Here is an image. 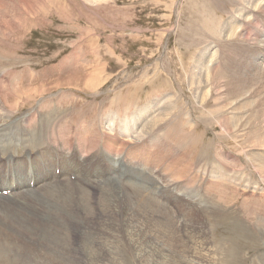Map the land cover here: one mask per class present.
<instances>
[{
  "label": "rangeland",
  "instance_id": "rangeland-1",
  "mask_svg": "<svg viewBox=\"0 0 264 264\" xmlns=\"http://www.w3.org/2000/svg\"><path fill=\"white\" fill-rule=\"evenodd\" d=\"M240 1L0 0V75L5 79L0 80V100L10 104H0L6 110L0 127L30 115L53 131L61 125L71 131L61 137H70V148L56 151L52 174L50 159L35 161L30 153L21 182L17 174L24 171L17 169V158H0L1 184L10 196H28L24 193L32 181L49 187L64 178L87 179L111 158L135 161L136 152L153 153L160 142L176 155H167L159 167L139 157L137 167L144 171L132 173L129 193L109 188L97 195L94 189L88 215L71 211L70 221L56 220L57 228L40 226L26 212L30 208L21 209L16 198L6 195L3 200L9 203L0 201V264H264V117L254 123L248 119L253 124L248 126L237 109L241 118L232 114L233 123L230 110L237 106L246 111L247 101L238 100L233 81L221 76L223 81L218 77L205 86L191 77L200 75L195 66L209 65L214 49L223 59L212 66L218 74L229 58L235 57V70L253 52L264 70L258 55L262 49L253 41L239 40L248 47L236 56L233 47L240 43H226L220 35L219 47L209 50L214 30L221 31L242 7ZM239 28L235 22L233 31ZM194 89H201V106ZM225 97L229 108L219 106L216 115H226L228 128L242 137L225 138L220 125L205 124L211 120L212 100L220 104ZM167 109L166 121L158 119ZM18 136L13 132L0 140V155L9 152ZM255 139L257 149L252 148ZM173 162L181 176L172 179L166 166ZM224 170L231 179L220 184L214 176L221 174L214 172ZM29 174L34 178L27 180ZM14 181L11 191L8 184ZM24 181L28 187L20 192ZM139 200H151V209Z\"/></svg>",
  "mask_w": 264,
  "mask_h": 264
},
{
  "label": "bare ground",
  "instance_id": "bare-ground-1",
  "mask_svg": "<svg viewBox=\"0 0 264 264\" xmlns=\"http://www.w3.org/2000/svg\"><path fill=\"white\" fill-rule=\"evenodd\" d=\"M240 2H242V7H240V8L237 7L238 8L237 9L238 12L235 13L234 15L232 14L233 15L232 17H230L231 15H229L230 18H229V20L227 22L224 23L223 26H221L222 27L221 31L219 32V30L218 31L217 30H214V32H213L214 34L212 35V39H211V41L213 42L212 43L213 46L211 45L209 50L212 51L214 48H216V46L220 42L219 41L220 40L219 38H220V35H221L222 39L224 40V42L226 41V43H228L229 40L231 42H233L232 39H235L236 40L235 43H240L239 45L235 44V46L233 47V50L235 52V55L237 56V54L239 52H241L243 48L248 47L246 44H242V41L244 39L247 42L253 41L256 44H258L259 47H261V49H262L261 50V54H258V55H260L259 60H263L264 59V29H262V25L264 23V20L262 19V17L264 15V9H262V8H264V0H242ZM234 4H237V1L234 2ZM238 5H239V3H238ZM260 6H262V8ZM245 12H247L249 16L246 15ZM257 12H260V17L256 15ZM231 19H234V21L231 22ZM258 19L260 20L259 21V24L258 25H255V24H257ZM235 22L238 23V24H240V28H239L238 32L233 31V29L235 28ZM229 24H231V26H232L233 29L229 28V26H228ZM247 28H254V29H257V30L247 29ZM248 36H250V37H254L255 36L256 40L246 39L245 37H248ZM207 39H208V37H207ZM239 40H242V41H239ZM226 43L224 45H227ZM244 43H246V42H244ZM249 45H250V43H249ZM211 47H213V48H211ZM218 47H219V45H218ZM229 47H230V45H229ZM253 47L255 48V46H253ZM213 52L214 53L211 52V56H210V59H209V65L202 66V67L195 66V70L198 69V71H199L198 73L200 75H197V77H195L196 75L193 76L194 75L193 74L191 76V77H193V80H194V78H196V79L199 80V81H197V84L200 85V83H201V84H203L205 86H208V83L210 81L213 82V81L217 80L218 77H221V76H224L225 79L227 78L229 80H232L233 83L235 84L236 89H237V91H235V94H236V96L238 95V97H239L238 100H241V101L247 100L248 102L247 101L244 102V104H246L245 105L246 111H244L242 109V107H241L240 104L239 105H240L241 108H239L237 106L233 107V109L230 110V113H229L230 117L233 114L232 116H234L236 118L238 117L240 119L241 117L237 116L236 113H235V111L237 109H240L239 110L240 111L239 113L242 114V118L240 119L241 121H243L244 119H247L246 120L247 122L249 120H251L253 122L254 119L256 121H259V119L261 120L264 117V70L262 68H259L260 65L256 62L257 61V58H254V56L256 54L253 52L252 55L250 54L251 55L250 57H248V58L246 57L247 58V61L243 60L239 65L238 64H235V66H236L235 70H234V65H233L234 64V58L235 57L234 58H229L228 61L225 63V67H224L225 70H223L224 72L222 74H218L219 72L217 73L215 70L212 71L211 69L213 68L212 66L215 64V61H218L220 59V54H219L218 49H214ZM220 60H223V59H220ZM263 62H264V60H263ZM238 70H239V72H238ZM204 71H208V75L209 76L206 73L207 77H205L206 75L204 76V78L203 77H200L202 75V72H204ZM210 71H212V72L210 73ZM191 79L192 78H190V80ZM222 79L223 78L221 77V80ZM0 80L2 81V80H5V79L2 78V76L0 75ZM218 80H220V79H218ZM218 80H217V82H218ZM227 82H228V80H227ZM227 82L225 84H227ZM5 83L9 84L8 81H5ZM230 83H231V81H230ZM194 87H196V85ZM203 87L204 86H202V88ZM226 87L227 86H225V88ZM0 89H2V88L0 87ZM230 89H232V88H230ZM233 89H234V87H233ZM200 91H201V89L195 90V94L197 95L198 93H200ZM230 92H232V91H230ZM230 92H229V94H230ZM201 94H202V92H201ZM252 94L255 96V99L252 98V100H251ZM218 96H222V95H218ZM210 97H211V95H210ZM213 97H214V95H213ZM6 98H7V96H6ZM200 98H201V95L198 94L196 96V103L201 106V105H203L202 104L203 100L201 102V99ZM247 98H249V100ZM206 100L204 98V101H206ZM218 100H221V99L219 98ZM208 101H209V99H208ZM212 101L214 102V105L213 106L211 105V110L209 109L210 110L211 120H210V122L208 121L209 123L208 122L206 123V120H204L205 121V124H209L210 126L220 125L223 128V130H222L223 131L222 136L225 137V138H227V137H233V136H241L242 137V135L233 133V130H235V128L233 129V127L231 128V126H230V129L228 128L226 115H224V114H223L224 116H217L216 115L215 110L219 106H221L223 109L229 108V100L225 97V99L223 100V102H221L220 104L218 103V101L216 102L215 99L212 100ZM1 102L6 106V107L4 106L5 108H9L10 107V104H8V101H5L4 102L3 100H0V104H1ZM232 104H233V101H232ZM244 104H242V106ZM202 107H204V106H202ZM48 110H50V109H48ZM205 110H206V107H205ZM209 110H207V111H209ZM7 111H10V110L7 109ZM42 111H44V109H42ZM168 111H169L168 109L166 111H164V114L162 116L158 117V119H163V120L166 121V117L168 116ZM4 113L6 114V110H4V108H0V117L2 119H3V116H1V114H4ZM32 113H34V112H32ZM206 115H209V113H207ZM234 117H231V121L233 123L236 122ZM17 118H19V117H16V119ZM201 121H203V120H201ZM190 122H192V121H190ZM86 124H87V122H84L83 125H82V127L77 130L78 131V136H82L83 135V128H84V126ZM249 124L251 125V122H248L247 125L249 126ZM197 125H198V123H197ZM262 126H264V125H262ZM158 127L159 126H155V128H158ZM51 128H52V126H51ZM51 128L48 125L44 124V123L33 121L32 120V116H30V115L20 116V118L18 120H15L14 122L9 123V124H4V125H2L0 127V140H5L4 137L5 136H9L13 132H16V134L19 135L18 137L15 138V141H12V143L10 144V146H9L10 147V150H9V152H5L2 155H0V158L1 159H3V158H10L11 159L12 157H16L17 158V161H18L17 169L20 168V169H22L24 171V173L21 176L17 174L19 181L22 182L26 178V163L29 161L28 157H29L30 153H33L34 154V156H35L34 160L35 161L49 160L50 159V162H51L52 167L49 170V172H50V174H52V172L55 169L54 157H55L56 151L61 150V151L64 152V151H66L65 150L66 147H69L68 142H69L70 137L67 138V139L61 138V137H67L69 134H71L70 129L69 128H65L64 125H61V126L56 127V128L53 127L54 131ZM262 133H264V132H262ZM43 134H44V139H42ZM247 134H249V133H247ZM259 134L257 133V135H259ZM253 135L254 134H252V136ZM260 136H262V135H259V137ZM251 137L249 136V138H251ZM75 139L77 141V138H75ZM245 140L247 141V139H245ZM258 142H259L258 139L256 140L255 143L252 142L251 144L254 143V146L252 145L253 146L252 148H256L255 146L257 145ZM49 143L52 144V149H48L47 144H49ZM160 144L162 145V147L161 148H156L153 153H149V152H147L145 150L144 152H136V154H139L138 156L140 158H142V157H148V158H150L152 164L154 166H156V167H159L163 163L164 158L167 155H171V153H172L173 156H176L174 150H172L169 147L164 146L163 142H160ZM75 149H76V151H79L78 148L75 147ZM80 151L81 152H84L83 150H80ZM89 155H91V154H89ZM256 156H258V154H256ZM84 157H88V154H84ZM139 157H136L135 158V161H132L129 158H127V159H120L119 157H116L115 160L111 158L110 160H108V164H106V167L100 168L99 171H97L93 176H91V177H89L87 179H79L78 181H75L73 183H70L71 180L69 181V178H64L63 181L61 180L62 181L61 184H56L55 186L54 185H50L49 187H44V183L42 181H40L39 183L36 184L37 185L36 187L31 188V187H28L26 181H24L23 183H21L23 185V188H22V190L20 192H24L25 191L24 189H26L27 187H28V189H26V191L35 190V191L30 192V193H26V191H25L24 194L25 195L28 194V196L26 195V197H28L27 199H25L26 197H23L21 199H18L16 196H13V195L10 196L9 194L8 195L11 198L14 197V199L15 198L17 199V203L16 204L21 205L20 206L21 209L26 210L27 208H30V210L29 211L26 210V212L29 214V217L30 218H36L37 221H38V224L40 226H42V227L50 226V227L57 228V222H56V220H58L59 218H61V219H68V221H70L71 219L68 217V213L71 212V211H82L83 212L82 215H84V217H85V215H88V211L90 212V210H88V209L91 206L89 204H87V201L89 202V201H91V198H93V193L95 191L94 189H96L97 195H99L103 190H106V189H109V188L114 189L116 191H117V189H119L122 192L129 193L130 192V188L128 186V182L127 181L131 178L132 173L134 171H144L142 167H137V165L141 161V159ZM263 157H262V159H263ZM256 158L259 159L258 157H256ZM256 158H254V159H256ZM252 160H253V158H252ZM260 160H261V158H260ZM262 162L263 161L261 160V163ZM258 164H259V162H258ZM262 166H263V164H262ZM62 167H63V165H62ZM263 167H262V170H263ZM189 168H192V166H190ZM118 169L119 170L121 169L122 171H119ZM253 169H255V168H253ZM115 170H118V171L115 172ZM156 170L159 171L158 168ZM166 170H168V172L170 174V177L172 179L181 176V170L179 169V166H178V164L176 162H173L172 164L167 165L166 166ZM258 170H261V166H259V165H258ZM107 172H110L111 176H107L106 175ZM154 172H155V170H154ZM214 173H220L221 174V178L219 177L220 179L217 178L216 176H214L215 179H218L219 180L218 182L220 184H222L224 181L226 182V179L227 180L228 179H231V174H228L229 172L228 173L227 172L225 173V170H224V172H214ZM113 174H114V177L112 178V175ZM154 175H155V173H154ZM27 180H30V178H28ZM91 180H95V182H92ZM98 180H102V181L99 182ZM105 181H109V182H105ZM50 182H52V181H50ZM0 185H2L1 184V178H0ZM77 185H79L80 188H77L76 187ZM87 185H89L92 188L91 189L90 188H87ZM3 188H5V186H3ZM15 188H12L14 190L11 189V191H15ZM78 189H80V190H78ZM36 191H40V192H38V194L35 195L36 194ZM32 194L34 196H30ZM14 195H16V194H14ZM97 195H96V197H97ZM4 198H8V196H4V194H2V197H0V201L2 203H4V204H8L9 202H6V201L4 202V200H3ZM139 201L143 203L144 207H146L148 209H151V207L149 205L150 204L149 202L152 203L151 200H139ZM94 202L95 201H93V203ZM95 208H97V206H95ZM153 223H155V222H153ZM66 227H67V229L69 231H71V236H74V234H73L74 232L72 231V229H70L69 225H66ZM143 227H144V225H143ZM155 230H157V229H155ZM130 231L131 230H129V232ZM147 233H148V231H147ZM138 242H140V241H138ZM155 245H156V243H155ZM149 252H150V250H149ZM160 255H163V254L161 253ZM153 258H150L149 260H151Z\"/></svg>",
  "mask_w": 264,
  "mask_h": 264
}]
</instances>
